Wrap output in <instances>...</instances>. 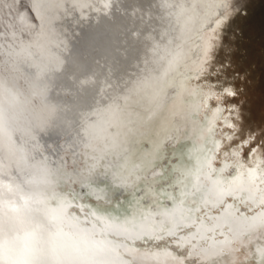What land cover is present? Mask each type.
I'll return each instance as SVG.
<instances>
[{"label":"bare ground","instance_id":"bare-ground-1","mask_svg":"<svg viewBox=\"0 0 264 264\" xmlns=\"http://www.w3.org/2000/svg\"><path fill=\"white\" fill-rule=\"evenodd\" d=\"M33 1L39 48L0 53V264L224 260L264 231V163H214L226 116L200 83L229 0Z\"/></svg>","mask_w":264,"mask_h":264},{"label":"rangeland","instance_id":"rangeland-1","mask_svg":"<svg viewBox=\"0 0 264 264\" xmlns=\"http://www.w3.org/2000/svg\"><path fill=\"white\" fill-rule=\"evenodd\" d=\"M32 6L34 8L33 0H0V53L6 56V63L15 62L5 53L6 49L18 47L14 32L21 33L19 39L26 46L39 48L36 42L43 37V28L32 13ZM26 22L30 24L28 29L24 25ZM217 33L206 72L200 82L204 88L215 89L213 92L216 96L210 98V105L215 107L220 103L226 116L227 123L218 121L216 137L221 140L222 146L216 153L214 163L251 164L259 159V163H264V0H229L226 16ZM21 81L25 89H31L23 70ZM227 89L233 93H226ZM116 97L120 101L125 95L115 96L112 93L106 96L108 103L111 102L106 107L111 120L110 129L117 128L112 112L118 103H115ZM69 99L70 94L64 92L60 98L61 106H66ZM36 104L40 105L38 101ZM120 138V134H117L110 142L117 144ZM249 147L253 151L245 156ZM241 238L231 244L224 260L216 256L205 258L191 254L187 257V264H254L252 251L255 244L263 242L264 231H254ZM134 253V260L143 262V252ZM145 262L152 264L150 260ZM163 264L183 263L177 258Z\"/></svg>","mask_w":264,"mask_h":264},{"label":"water","instance_id":"water-1","mask_svg":"<svg viewBox=\"0 0 264 264\" xmlns=\"http://www.w3.org/2000/svg\"><path fill=\"white\" fill-rule=\"evenodd\" d=\"M31 6V5H30ZM32 13L35 17L36 20L41 21V17H42V12L40 11V8L35 7V9L33 8V6L31 7Z\"/></svg>","mask_w":264,"mask_h":264},{"label":"snow or ice","instance_id":"snow-or-ice-1","mask_svg":"<svg viewBox=\"0 0 264 264\" xmlns=\"http://www.w3.org/2000/svg\"><path fill=\"white\" fill-rule=\"evenodd\" d=\"M262 147H264V146H262ZM252 151H253V148L249 147V148L245 151L244 155L247 156V155H248L249 153H251ZM260 251H261V254L264 255V249H262V250H260Z\"/></svg>","mask_w":264,"mask_h":264}]
</instances>
